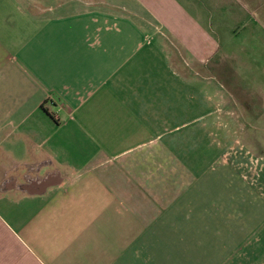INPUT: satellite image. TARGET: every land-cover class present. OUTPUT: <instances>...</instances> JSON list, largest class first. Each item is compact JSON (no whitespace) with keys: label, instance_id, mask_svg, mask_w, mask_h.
<instances>
[{"label":"crops","instance_id":"obj_1","mask_svg":"<svg viewBox=\"0 0 264 264\" xmlns=\"http://www.w3.org/2000/svg\"><path fill=\"white\" fill-rule=\"evenodd\" d=\"M256 123L264 0H0V264H264Z\"/></svg>","mask_w":264,"mask_h":264},{"label":"rangeland","instance_id":"obj_2","mask_svg":"<svg viewBox=\"0 0 264 264\" xmlns=\"http://www.w3.org/2000/svg\"><path fill=\"white\" fill-rule=\"evenodd\" d=\"M228 62H232V60L231 61L228 60ZM234 64H235V61H234ZM239 132H245L244 135L243 134L241 135L240 133H239V135L242 136L241 141L246 143L247 147L251 148L252 150H256L258 152L261 151L262 154L264 153V151H262V149L259 147V145L262 143L259 142V140L254 141L256 139L257 135H260V134H262L263 138H264V125L263 124L256 123L254 126H252V129L250 131H248L247 129L246 130L241 129V130H239ZM262 146L264 147V142H263Z\"/></svg>","mask_w":264,"mask_h":264}]
</instances>
